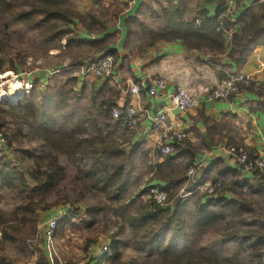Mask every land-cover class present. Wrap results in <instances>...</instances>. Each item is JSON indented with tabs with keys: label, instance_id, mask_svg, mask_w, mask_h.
<instances>
[{
	"label": "trees",
	"instance_id": "trees-1",
	"mask_svg": "<svg viewBox=\"0 0 264 264\" xmlns=\"http://www.w3.org/2000/svg\"><path fill=\"white\" fill-rule=\"evenodd\" d=\"M71 1L30 0L29 9L17 10L12 14L9 13V8H3L0 9V12L6 18L10 17L18 21L21 27L34 30L35 36L39 38L40 46L45 50L61 47L59 42L64 38V49L73 45H87L91 47L90 50L93 53L112 54L115 58L117 53L114 48L109 47L111 43L109 34L89 39L80 37L74 31L75 21L80 23L88 34H100L105 28L99 22L94 11L80 13L72 7ZM215 1L219 4L216 14L209 17L206 15V11H201L198 13V22L195 19H183L185 8H181V5L162 9V18L166 25L157 31L150 29L146 31L151 43L158 40H179L186 49L205 51L210 56L208 62L213 64L218 61V55L226 51L225 33L227 29L231 28L230 48L226 55L234 59L237 67L242 66L256 45L264 46V1L258 2L259 12L257 13L253 11L252 7H247L234 22H231L229 17L224 18L222 28L219 30L217 29L220 24L219 16L226 7L224 0ZM5 2L6 0H0V3ZM136 23V17L126 21L128 34L132 32L133 25ZM235 23L241 24L238 32L233 30ZM72 79L74 80V78ZM2 104L7 103L0 101V107ZM111 105H115L114 101L102 100L96 108L97 115L103 116L107 121L110 120V113L106 108ZM11 107L13 110L10 114L14 116V121L24 117L22 112L24 108ZM42 110L45 111V108ZM63 118L64 116L61 115V119ZM0 120L1 122L5 120L3 114H0ZM117 123L120 122L117 121ZM55 125L56 123L53 122L48 126V123L44 122L42 130H40L44 134L43 147H48L54 153L69 154L71 158L77 155L78 157L74 158L73 162L78 168L88 165L87 172L81 168L79 170L89 176L91 173L95 175L92 186L102 189L105 193L111 203L108 208L118 219L116 224H120L122 227L124 224H128L134 229L135 234L132 241L117 236V233L111 234L110 255L101 258L108 261L109 264H221L218 251L213 247L214 241L202 243L203 237L207 234L216 235L215 237L222 241L234 237L242 238L240 229L230 224L234 222L246 224L252 221L247 220L250 218H243L246 211L253 210L243 199L223 196L229 190L241 195V192H237L233 188L234 186L229 185L226 181L221 182L217 196L214 197L193 193L191 198L185 200L180 196L179 189L186 181V169L174 166L173 158L170 155H167L162 163L151 169L153 173L150 178L164 182L160 187L168 192L169 204L160 206L153 201L144 202L139 197L132 198V190L129 189L124 179L129 175L124 159V156L127 157V155L116 140L112 139L109 134L106 138L102 137L101 130L96 129L98 133L96 137L76 142L72 136L74 131H65L62 130L61 125L54 127ZM59 134L60 145L57 144L59 138H52L53 135L59 136ZM83 143L88 145L85 146ZM82 162H84L83 165L80 164ZM47 164L48 168L43 170L33 168L20 172L16 170L15 166L10 167L0 158V181L5 185H11L12 191L16 192L20 200L15 205L12 218L8 219L0 214V249L9 242L21 252L26 253L27 240L31 239L36 231L38 210L46 211L50 207L44 204L38 206L34 197L37 195L46 196L64 171L63 165L58 161ZM25 175L34 182V185L29 184ZM218 178L224 177L218 176L212 181H216ZM231 184L243 186L247 184V181H232ZM188 189L192 191V188ZM127 192L129 193L126 194ZM129 202L133 203V207L128 204ZM98 210L99 206L97 205L86 207L85 211L92 223L95 221ZM76 214L75 209L66 216L59 227L72 224V218ZM230 226L232 227L228 230ZM252 233L254 238L251 239L248 236L242 239H245V243L250 247L249 256L260 263L264 253V232L253 229ZM93 242L95 241L89 240V244ZM122 246L144 250L149 257L153 254L156 257L141 262L138 260H132L130 263L120 262ZM4 261L5 258L0 256V264H4ZM90 262H92L91 259ZM98 262L100 259L95 261V263ZM228 263L231 264L229 259ZM35 264L53 263L46 258L43 252H39Z\"/></svg>",
	"mask_w": 264,
	"mask_h": 264
},
{
	"label": "crops",
	"instance_id": "crops-1",
	"mask_svg": "<svg viewBox=\"0 0 264 264\" xmlns=\"http://www.w3.org/2000/svg\"><path fill=\"white\" fill-rule=\"evenodd\" d=\"M260 1L233 0L228 5L229 20L234 22L247 7H252L256 13L259 12L257 4ZM73 3V8L80 13L94 11L99 15L100 10H105L109 15L114 14L113 11L118 15L119 22L100 34H88L77 21L74 28L80 37L89 39L100 38L104 34L111 36L109 47L114 48L117 53V80L112 82L91 75H77L76 78L80 87L85 78L93 81L95 96L101 100L114 101V106H126L133 102L139 108L145 109L134 129H127L116 122L110 124L113 125L110 129L114 130V136H110L112 132L108 130L112 139L125 145V155L134 160L131 171L135 169L137 174H143V179L148 180L146 185L164 184L159 179H150L153 173L151 169L162 163L165 157H162L158 150L157 132L147 114L165 111L166 125L186 133L185 140L175 145L170 154L174 166L179 167L180 164L189 163L194 157L203 155L205 163L199 171L203 180L211 181L223 176L224 179L247 181L246 185L233 188L245 192L243 195L246 199L264 201V169L243 173L236 164L226 158L223 151L229 145L244 146L251 156H264V46L256 45L246 62L237 67L234 59L226 55L230 48L228 33H225L226 51L220 53L218 61L213 64L208 62L210 56L205 51L186 49L179 40H158L151 43L146 31H157L166 25L162 18V9L181 5V8H185L182 18L195 19L198 22V13L201 11H206L209 17L216 14L219 4L215 0H74ZM133 17L137 18V23L128 34L126 21ZM98 20L104 21L99 18ZM240 28V23L233 24L234 31L238 32ZM99 54L100 52L95 54L96 58ZM237 71L252 77L253 81L249 87L240 88L225 100H207V91L216 81ZM156 77L164 79L166 87L157 96H148L147 88ZM38 79L45 81L40 75ZM133 84L140 89L137 95L128 91L129 86ZM179 85H185L191 90L198 101L197 108L180 112L172 105L171 96ZM223 196L238 199L236 192L231 190L226 191ZM52 213L53 211L40 212L39 224ZM82 219H72V223L83 221ZM87 219L89 220L84 221L91 222L90 217ZM103 244L100 239L90 243L86 253L91 249L92 255L87 256L86 261L91 259V264H109L101 258L100 262L95 263L99 259L95 258L94 254Z\"/></svg>",
	"mask_w": 264,
	"mask_h": 264
},
{
	"label": "rangeland",
	"instance_id": "rangeland-1",
	"mask_svg": "<svg viewBox=\"0 0 264 264\" xmlns=\"http://www.w3.org/2000/svg\"><path fill=\"white\" fill-rule=\"evenodd\" d=\"M29 1L6 0L5 3H0V9L9 8V13L13 14L17 10L29 9ZM73 2L74 0L71 1L72 7H74ZM113 13L109 15L105 10H100L99 15L96 14L100 20H104L100 23L105 29L111 28L115 23L119 22L117 13L115 11ZM110 40L112 42V39ZM64 44L65 39L62 38L59 42L61 47L45 50L40 46L39 38L35 36L34 30L21 27L18 21L10 17L6 18L0 12V78L5 82L12 74L31 71L36 82L32 90L24 99H19L17 104L7 102L8 105L2 104L0 107V114L5 117V120H2V122L0 120V123L4 128L8 147L10 148L8 153H0V158L10 167L15 166L16 170L20 172L29 171L33 168L46 169L48 168V162L58 161L61 163L64 171L59 176L56 185L46 196L37 195L34 197L38 206L43 204L50 206L46 211L38 210V213L54 212L57 208L69 205L74 211L75 209L77 211V214L72 219L79 220V218H83V221L66 224L62 228L59 227L57 229L53 239L54 251L48 246L45 247L37 218L36 231L31 239L27 240L26 253L21 252L9 242L5 243L4 247L0 249V256L5 258L4 264H19L25 261H32L35 264L39 252H43L53 264H87V256L92 255L91 249H88V253H86L89 240L96 241L100 239V241L109 246L111 234L113 233H117V236L131 241L134 238L135 232L131 226L124 224V227H122V225L116 224L118 219L109 210L108 206L111 203H109L110 201L106 198L103 190L92 186L95 175L91 173L92 176H89L82 171L85 170L87 172L88 165L85 167L80 166L82 170H79L80 168L73 162L75 161L74 158L78 157L77 155L71 158L69 154L54 153L48 147H43L44 134L40 130H42L44 122H47L48 126L54 122L56 123L54 127H60L61 125L62 130L74 131L72 136L76 142H83L84 139L96 137L98 135L96 129L101 130L104 138L108 134L110 135V132H112L110 136H114V130L110 129L113 125L111 126L110 124L117 122L111 115V119L108 121L103 116L97 115L96 108L102 100L95 96L93 81L85 78L81 82L83 85L81 84L80 87L76 75H74L75 69L94 60L96 53H93L90 50L91 47L87 45H73L64 49ZM100 56L103 55L101 53L97 55V57ZM81 60L83 61L81 62ZM38 75L43 76L45 83L38 79ZM80 77H85V75ZM11 106L24 108L22 110L24 117L14 121V116L10 114L13 110ZM42 108H45V111ZM42 115L44 116L42 117ZM61 115L64 116L63 119H61ZM116 135L118 136V134ZM52 138H59L57 144L60 145V134L59 136L53 135ZM117 138L120 139V137ZM116 142L122 148L125 147L122 142ZM83 145L86 146L88 144L83 143ZM124 159L127 172H129V175L124 179L129 189L132 190V198L137 199L139 197L141 201H151L145 190L148 180H144L143 174H137L135 169H132L133 173H131L130 168L134 166V160L126 156H124ZM90 163H92V160H90ZM80 164L83 165L84 162ZM188 165V162L179 165L180 169L182 166L186 169L185 175ZM25 177L30 185H34V182L27 175ZM218 179L223 183L226 181L231 186H237L231 184L234 181L232 179ZM187 185L186 181H184L179 189L180 196L185 193ZM234 189L237 192H241V195L237 194V198L243 199L253 208V210H248L243 214V218L247 217L250 218L247 220L252 221L246 224L234 222L230 225L240 229L242 238L250 236L252 239L254 238L253 229L264 232V201L261 199H246L243 195L245 192ZM12 190L11 185H5L0 181V214L8 219L13 217L15 205L20 201L16 192ZM199 195L201 194L199 193ZM191 197L192 194L184 197V199L187 200ZM128 204L133 207V203L129 202ZM89 205L99 206L98 214L93 223L84 221L89 220L87 219L89 216L85 211ZM24 230H27V228H24ZM215 236L205 235L202 243L214 241L213 247L218 251L221 264H229L228 259L231 264H264V253L260 263L249 256L250 247L245 243V239L234 237L230 240L222 241ZM155 257V254L149 257L144 250H137L131 246H122L119 261L130 263L132 260H138L141 262Z\"/></svg>",
	"mask_w": 264,
	"mask_h": 264
},
{
	"label": "built area",
	"instance_id": "built-area-1",
	"mask_svg": "<svg viewBox=\"0 0 264 264\" xmlns=\"http://www.w3.org/2000/svg\"><path fill=\"white\" fill-rule=\"evenodd\" d=\"M225 11L219 16L218 30L222 28L223 19L228 17V5L233 0H224ZM264 1V0H261ZM232 29H227L228 36L231 35ZM79 72H74L78 76H94L95 78L105 79L115 82L117 76L115 74V58L112 54H106L97 57L95 60L88 62L75 69ZM252 77L243 72H231L226 77L218 80L207 91V100H225L232 94L236 93L240 88H247L252 83ZM35 79L31 71H24L10 75V78L3 82L0 78V101L9 102L10 104H17L18 100L24 97L32 90L35 85ZM166 87V82L162 78H153L149 87L147 88L148 96H157ZM139 87L135 84L130 85L128 91L131 94L137 95ZM172 105L180 112H188L194 110L198 106V101L194 94L185 85L177 86L175 92L171 96ZM105 108V107H104ZM108 109L111 117L119 121L124 127L134 129L139 124L141 117L145 113V109L139 108L135 103L131 102L126 106H109ZM152 127L157 132L158 150L162 157L170 155L173 152L174 146L181 144L185 138L184 131L174 130L166 125V112L158 111L155 113L149 112L147 114ZM7 136L3 126L0 123V153H8ZM226 158L236 164L243 173H251L256 169H264V156H251L244 146L229 145L224 148ZM205 163L203 155L194 157L188 165L186 171L187 188L182 195L188 197L193 193H200L205 197L217 196V190L221 186V180L216 181L203 180L199 176V171ZM188 188H192L190 191ZM148 197L155 204L166 206L169 204L168 192L160 187L159 183H151L145 187ZM184 190V189H183ZM183 197V198H184ZM73 211L69 205L62 206L54 210V212L47 216L40 226V234L45 247L48 246L54 251L53 239L63 219ZM110 255V249L107 244L100 245L95 252L94 257L99 259ZM90 262L89 260L87 261ZM264 262V255H263ZM19 264H34L32 261H25Z\"/></svg>",
	"mask_w": 264,
	"mask_h": 264
}]
</instances>
